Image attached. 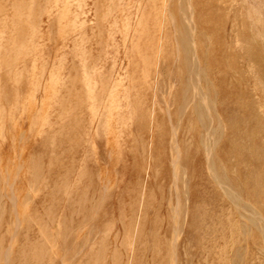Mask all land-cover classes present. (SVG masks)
I'll return each instance as SVG.
<instances>
[{"label": "rangeland", "instance_id": "obj_1", "mask_svg": "<svg viewBox=\"0 0 264 264\" xmlns=\"http://www.w3.org/2000/svg\"><path fill=\"white\" fill-rule=\"evenodd\" d=\"M0 264H264V0H0Z\"/></svg>", "mask_w": 264, "mask_h": 264}, {"label": "bare ground", "instance_id": "obj_2", "mask_svg": "<svg viewBox=\"0 0 264 264\" xmlns=\"http://www.w3.org/2000/svg\"><path fill=\"white\" fill-rule=\"evenodd\" d=\"M217 24H218V23H217ZM183 37H184V36H183ZM183 37H182V38H183ZM180 39H181V38H180ZM180 39H179V40H180ZM184 40H185V39H184ZM185 43H186V42H185ZM185 43H184L183 39H181V44H182V46H183L182 49H183L184 51L186 50V49H185V48H186V47H185V46H186ZM184 44H185V45H184ZM185 52H186V51H185ZM184 56H185V55H184ZM216 66H217V65H216ZM218 68H219V67H218ZM180 77H181V76H180ZM185 87H186V86H184V89H185ZM180 90H181V89H180ZM180 90H179L180 93H182V92L184 91V90H183V91L181 92ZM183 94H184V92H183ZM178 98H179V97H178ZM197 104H198V103H197ZM194 105H195V104H194ZM194 105H193V106H194ZM199 106H200V104H199ZM199 106H198V105L195 106V107L193 108V110L199 113V112H200V108H199ZM200 107H201V106H200ZM177 108H178L177 111L179 112V110L183 108V107H182V104L179 103V106H177ZM194 113H195V112H194ZM178 115H179V114H178ZM202 115H203V114H202ZM197 116H198V115H197ZM199 116H201V115L199 114ZM201 117H202V116H201ZM201 117H199V118H201ZM195 118H196V117H195ZM195 121H196V120H195ZM204 125H205V124H204ZM204 125H203V126H204ZM217 129H218V128H217ZM217 131H218V130H217ZM192 164H193V162H192ZM209 165H210V163H209ZM214 165H216V164H214ZM214 165H212V166H214ZM212 166H210V167L212 168ZM193 172H194V169H193ZM218 176H219V174H218ZM218 176H217V177H218ZM219 177H220V176H219ZM221 180H222V179H221ZM230 193H232V192H230ZM228 195H229V194H228ZM237 199H238V198H237ZM241 226H242V225H241ZM241 226H240V228H242ZM241 230L244 231L245 229L242 228ZM241 233H244V232H241ZM172 235H173V234H172ZM174 235H175V234H174ZM173 238H174V237H173ZM3 259H4V258H3Z\"/></svg>", "mask_w": 264, "mask_h": 264}]
</instances>
